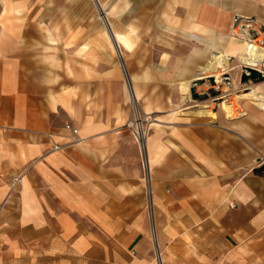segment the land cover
Listing matches in <instances>:
<instances>
[{"label": "crops", "instance_id": "1", "mask_svg": "<svg viewBox=\"0 0 264 264\" xmlns=\"http://www.w3.org/2000/svg\"><path fill=\"white\" fill-rule=\"evenodd\" d=\"M41 24L0 28V264H264V81L217 120L181 88L218 54L241 78L264 0H66Z\"/></svg>", "mask_w": 264, "mask_h": 264}, {"label": "rangeland", "instance_id": "2", "mask_svg": "<svg viewBox=\"0 0 264 264\" xmlns=\"http://www.w3.org/2000/svg\"><path fill=\"white\" fill-rule=\"evenodd\" d=\"M66 0H5L7 6L9 7L8 10L6 11H11V7L15 9L14 14L11 12L9 13H1L0 9V28L5 27L6 23H11L15 22L16 27H20V29L24 30V35H21V38H27V28L28 24L32 23L34 24L35 22L37 23H42L43 24V18H44V12L46 11L47 13H50L51 11L54 12L56 10L61 2H65ZM68 1V0H67ZM2 5V0H0V7ZM102 15L100 17L101 22L103 21ZM112 16H117V15H112ZM108 17V16H107ZM111 22H113L111 20ZM41 24V25H42ZM101 38H104L105 41L108 43V47L111 51V53L115 56L116 63L122 67V57H123V49L119 48L118 51L114 48L110 38L108 37L106 31L102 30ZM133 33V32H132ZM44 33L42 30L39 31V34L35 32V35H32V37L36 38H44ZM41 40V39H40ZM101 51L104 52L105 48L103 45L100 44ZM43 49V47H41ZM46 50V47H44ZM52 48V47H51ZM54 49V48H53ZM259 69L264 71V66L259 67ZM234 73V72H233ZM232 72H227L226 74L223 75V72L221 70L214 72L213 74H219L221 75V83H215L212 84L210 82V78L207 79H199L195 80L191 83V88L187 94L188 101L190 104L195 105L189 107V117L187 118H193V121H201L199 119L204 118V114H201L202 112L208 111L209 112V117H212L215 114V119L217 120V117H219L218 112L221 113L223 117H225V113L218 109V103L228 101V104L231 105L233 103V108L231 107L232 110V117L234 118L237 116V98H236V92L235 90L236 85L240 89L239 92L240 94H246L247 92L245 91L246 85H251L253 82H248L244 83L242 85L241 83V78L240 77H234L235 83L232 84ZM214 82H215V78ZM194 89V93L198 94L203 97L201 100L193 99L191 95V90ZM205 97H207L205 99ZM231 98V99H230ZM183 102V100H182ZM217 109V110H216ZM196 115H200L201 118H199ZM144 130V127L143 129Z\"/></svg>", "mask_w": 264, "mask_h": 264}, {"label": "bare ground", "instance_id": "3", "mask_svg": "<svg viewBox=\"0 0 264 264\" xmlns=\"http://www.w3.org/2000/svg\"><path fill=\"white\" fill-rule=\"evenodd\" d=\"M2 5L4 7V11H6L7 4L5 0H2ZM112 38L116 42V44L131 49V46L129 45L126 37L123 34L113 32ZM244 62H246L248 66L253 68L264 66V48L257 45H248L247 56L246 58H244ZM218 69H222L224 73H227L226 71L228 70L227 59L225 56H222L220 54L214 55L210 63L200 69V74L198 75V78L196 80L212 77L215 78V83L219 84L222 82L220 77L221 75L213 74ZM181 88L183 91H189L191 87L189 85H182ZM250 97H253L258 101L262 100V97L258 94H253ZM220 108L225 113L227 118L232 117L231 105H229L226 101L222 102ZM201 114H205V112H202ZM213 117H215V114L213 115ZM141 133L142 132L140 131L139 134L141 135Z\"/></svg>", "mask_w": 264, "mask_h": 264}, {"label": "water", "instance_id": "4", "mask_svg": "<svg viewBox=\"0 0 264 264\" xmlns=\"http://www.w3.org/2000/svg\"><path fill=\"white\" fill-rule=\"evenodd\" d=\"M258 83L264 81V72H260L254 68H245L244 72L241 75V83H248V82ZM210 82L215 84L214 79L210 78ZM191 95L193 99L201 100L203 99L202 96L195 94L194 89L191 90ZM207 97H205L206 99Z\"/></svg>", "mask_w": 264, "mask_h": 264}, {"label": "built area", "instance_id": "5", "mask_svg": "<svg viewBox=\"0 0 264 264\" xmlns=\"http://www.w3.org/2000/svg\"><path fill=\"white\" fill-rule=\"evenodd\" d=\"M72 133L73 134H76L77 133V131L76 130H72ZM59 147H55L54 149H58Z\"/></svg>", "mask_w": 264, "mask_h": 264}]
</instances>
